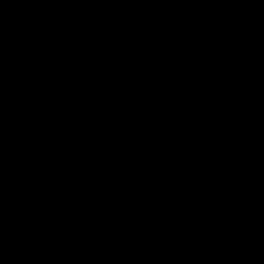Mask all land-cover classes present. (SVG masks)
Listing matches in <instances>:
<instances>
[{"label": "water", "instance_id": "obj_1", "mask_svg": "<svg viewBox=\"0 0 264 264\" xmlns=\"http://www.w3.org/2000/svg\"><path fill=\"white\" fill-rule=\"evenodd\" d=\"M0 264H264V0H0Z\"/></svg>", "mask_w": 264, "mask_h": 264}]
</instances>
